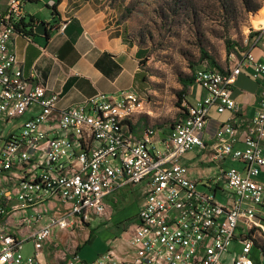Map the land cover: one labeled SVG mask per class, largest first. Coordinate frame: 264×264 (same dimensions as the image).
I'll list each match as a JSON object with an SVG mask.
<instances>
[{
    "label": "built area",
    "instance_id": "built-area-1",
    "mask_svg": "<svg viewBox=\"0 0 264 264\" xmlns=\"http://www.w3.org/2000/svg\"><path fill=\"white\" fill-rule=\"evenodd\" d=\"M27 1L11 0L0 13V121L9 129L0 130V216H6L0 222V264H40L53 229H73L105 216V198L124 184L149 187L132 225L131 257L115 260L106 252L85 262L72 253L63 264H222L234 241L241 250L233 264H255L249 236L263 227L264 92L257 112L244 123L243 148L234 149L241 131L235 117L217 130L209 151L212 163L231 158L242 165L222 171L206 185L228 190L232 204L201 191L181 158L206 149L203 131L211 108L219 114L239 112L236 80L243 74L264 80V61L250 49L238 50L230 54L225 72L196 69L194 82L206 96L196 106L187 104L157 149L156 127L142 125L135 132L138 119L147 115L146 99L137 91L121 92L117 100L98 93L78 106L60 108L59 94L50 93L35 75L23 74L10 43L26 18ZM63 29L61 25L59 31ZM254 32L256 45L264 38V25ZM23 117L24 123H14ZM53 203L70 208L55 214ZM24 210L30 216L21 215ZM17 214L18 226H39L27 239L12 229ZM29 241L33 255L26 257Z\"/></svg>",
    "mask_w": 264,
    "mask_h": 264
},
{
    "label": "crops",
    "instance_id": "crops-1",
    "mask_svg": "<svg viewBox=\"0 0 264 264\" xmlns=\"http://www.w3.org/2000/svg\"><path fill=\"white\" fill-rule=\"evenodd\" d=\"M9 2L0 0V13L7 10ZM45 7L51 11V16L45 15ZM25 12L24 28L13 37L10 48L17 57V66L26 77L35 75L50 93L60 95V108L78 106L98 93L117 100L121 92H140L139 78L146 58L145 51L124 38L117 12L105 6L103 0H29L25 4ZM42 21L49 24L47 36L34 31ZM61 25L64 29L59 31ZM241 47L243 50L250 49L257 60L264 61V38L256 45H253V38H249ZM263 92L264 80L243 74L237 78L233 87L239 112L235 115L231 112L219 114L216 108L210 109L203 131L206 149H197L196 158L186 159L185 155L181 158L184 165L198 169L201 178L208 180L202 184L201 191L206 192V185L211 178L239 164L231 158L219 164L210 162L209 151L217 130L237 117L241 131L234 149H242L244 123L257 112ZM205 96L206 92L193 84L187 90L185 102L189 106H196ZM189 97H193L194 104L189 102ZM138 128L135 129L137 134L140 133ZM156 128L158 133L154 138V147L159 149L158 141L164 139L172 127ZM237 169H242V165ZM188 175L196 181L192 173ZM261 179L264 180V169ZM130 186L124 184L105 198V216L95 217L81 227L53 229V236L45 244L39 258L40 264H63L64 258L72 253L79 254L85 262H93L106 252H111L115 260L129 259L133 254L130 245L132 225L136 223L138 213L143 208L144 196L149 187L141 185L143 190L140 203L127 214L116 215L109 202L112 200L115 205L118 204L115 193L127 192L129 190L124 189ZM210 191L217 201L225 205L232 204L234 200L228 190ZM12 224L13 231L21 239H27L39 227H20L18 220H13ZM261 224L264 226V220ZM240 250L241 244L236 241L232 251L223 257L222 264H233ZM252 258L255 264H264V254L256 247Z\"/></svg>",
    "mask_w": 264,
    "mask_h": 264
},
{
    "label": "rangeland",
    "instance_id": "rangeland-1",
    "mask_svg": "<svg viewBox=\"0 0 264 264\" xmlns=\"http://www.w3.org/2000/svg\"><path fill=\"white\" fill-rule=\"evenodd\" d=\"M103 3L117 12L124 38L145 51L146 58L139 78V93L146 99L147 115L143 117L149 125L159 128L172 127L182 116L187 106L180 97L182 94L183 98H187V92L183 95L182 80L192 77L196 69L209 66L208 61L202 59L201 51L227 70L231 63L228 43L243 45L254 37V27L260 28L254 22L264 21V0H103ZM44 13L51 16L46 7ZM193 101V97H189L191 104H194ZM26 120L27 117H23L14 120V123ZM141 126V123L137 124V127ZM0 130L5 133L9 130L4 121H0ZM196 156L197 149L185 154L186 159ZM240 165L235 166L239 168ZM198 172V169L189 166L188 173H192L199 189H203L202 184L208 180L202 179ZM124 190L129 191L115 193L118 204L115 205L112 200L109 202L116 215L127 214L139 205L143 186L131 185ZM206 192L211 194L212 191L207 189ZM217 198L221 200L220 196ZM13 203L17 204V201ZM53 205L56 206L55 214L68 212L70 208L61 203ZM20 214L30 216L28 210ZM20 214L13 216L14 222ZM241 233L242 229H238L236 235ZM252 238L264 244V226L256 230ZM24 254L26 257L33 255L31 241L26 242Z\"/></svg>",
    "mask_w": 264,
    "mask_h": 264
},
{
    "label": "trees",
    "instance_id": "trees-1",
    "mask_svg": "<svg viewBox=\"0 0 264 264\" xmlns=\"http://www.w3.org/2000/svg\"><path fill=\"white\" fill-rule=\"evenodd\" d=\"M29 1V0H28ZM54 14L56 13L55 12V10H54V12H53ZM22 27L24 28V21L20 24V26H19V31L20 30H23L22 29ZM238 50H243L242 49V47H241V45H235V43H228V46H227V51H228V54L230 55V54H232V53H237V51ZM202 52V59L203 60H207L208 61V63H209V68H213V69H218V70H220V71H222V72H225V71H227V70H223L222 69V67L215 61V59H213L212 57H210L205 51H201ZM143 65H144V61H143ZM182 82H183V86H184V92H183V95L184 94H186V92H187V90H188V88L190 87V86H192L193 84H195V82H194V77L192 76V77H190V78H187L186 80H182ZM180 97L182 98V99H184V101H187V99L186 98H183L182 97V94H180ZM183 115V114H182ZM144 118L145 117H143V116H141L139 119H138V124H142V125H145V126H147V125H149L148 123H147V121H145L144 120ZM173 126V125H172ZM154 127H156V126H154ZM132 129H134V127H132ZM6 219V216H0V222L1 221H3V220H5ZM256 230H259V229H254V230H252L251 232H250V238L254 241V245H255V247L256 248H258L259 250H261V252L264 254V244L263 243H261V242H259L258 240H254L253 238H252V235H253V233L256 231Z\"/></svg>",
    "mask_w": 264,
    "mask_h": 264
},
{
    "label": "water",
    "instance_id": "water-1",
    "mask_svg": "<svg viewBox=\"0 0 264 264\" xmlns=\"http://www.w3.org/2000/svg\"><path fill=\"white\" fill-rule=\"evenodd\" d=\"M49 29V24L46 22H39L37 26L35 27L34 31L35 33L43 36H47Z\"/></svg>",
    "mask_w": 264,
    "mask_h": 264
},
{
    "label": "bare ground",
    "instance_id": "bare-ground-1",
    "mask_svg": "<svg viewBox=\"0 0 264 264\" xmlns=\"http://www.w3.org/2000/svg\"><path fill=\"white\" fill-rule=\"evenodd\" d=\"M264 24V21H255L254 22V25H256V26H261V25H263Z\"/></svg>",
    "mask_w": 264,
    "mask_h": 264
}]
</instances>
